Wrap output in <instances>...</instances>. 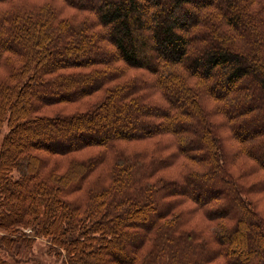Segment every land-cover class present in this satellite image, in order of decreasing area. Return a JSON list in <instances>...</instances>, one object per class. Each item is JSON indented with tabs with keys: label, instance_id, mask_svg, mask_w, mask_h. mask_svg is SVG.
<instances>
[{
	"label": "trees",
	"instance_id": "trees-1",
	"mask_svg": "<svg viewBox=\"0 0 264 264\" xmlns=\"http://www.w3.org/2000/svg\"><path fill=\"white\" fill-rule=\"evenodd\" d=\"M60 1L0 0V264H264V0Z\"/></svg>",
	"mask_w": 264,
	"mask_h": 264
},
{
	"label": "rangeland",
	"instance_id": "rangeland-1",
	"mask_svg": "<svg viewBox=\"0 0 264 264\" xmlns=\"http://www.w3.org/2000/svg\"><path fill=\"white\" fill-rule=\"evenodd\" d=\"M55 4L57 6H59L60 9V17L65 18V17H69L72 16L74 14H80L84 15L85 12H77L76 9H74L73 7L67 6L66 4H64L63 2H61L60 0H55ZM3 6H8L7 4H0V8ZM92 15V14H91ZM4 69L1 68L0 72L3 71ZM140 70H133L132 73H138ZM142 73H144L143 71H140ZM145 76H147V74H143ZM98 96L93 95L91 97H85L83 99V101L80 102H58V103H54V104H50V105H44L41 107V109L39 111H37L40 114L43 115H49V116H53L55 115V113L61 112L64 114L67 113H72L75 112L77 110H81L83 108L88 107L89 103L94 101L95 98H97ZM114 113L115 111H111V115L108 116L109 119H112L114 117ZM7 130V125L4 124L2 126V128L0 129V139L3 135V133ZM40 136V135H39ZM151 141H137V142H129V146L133 147V148H141L143 146H145L146 144H151ZM226 148L228 150H234L236 143L233 140H226ZM131 149V148H130ZM97 147H86L84 149H80L79 151L73 152L71 154H69L68 156H66L65 158L61 159V163L62 165H64L67 162V159L70 157H85L88 156L90 154H93L95 151H97ZM40 153H44L43 151H41ZM46 154V153H44ZM245 165V166H249L250 165V160H243V162H239L238 165H236L237 167H239V165ZM236 167V168H237ZM164 174H172L171 171H163ZM264 175V172H258L257 174H254L252 176H250L248 178V182H253L255 181L258 177ZM253 199L256 202V206L257 209L264 214V193L263 192H259L257 194L253 195ZM180 209H192L193 208V204L192 202L189 201H184L181 203V205L179 206ZM196 226L197 228H202L203 232L205 234H209L210 229L212 228V223H210L209 221H207V219L201 214V212H197L194 211L193 214L190 215L189 218V222L187 224V226ZM48 240L47 238H43V237H37L31 245L29 246H24V245H19L16 244L12 247L11 250L9 251H2V255L4 258L10 260V261H16L17 264H66L63 260L62 257L60 256H56L53 253L48 251Z\"/></svg>",
	"mask_w": 264,
	"mask_h": 264
}]
</instances>
